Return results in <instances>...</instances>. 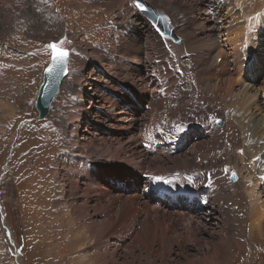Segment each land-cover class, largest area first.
I'll return each instance as SVG.
<instances>
[{"label": "rangeland", "instance_id": "rangeland-1", "mask_svg": "<svg viewBox=\"0 0 264 264\" xmlns=\"http://www.w3.org/2000/svg\"><path fill=\"white\" fill-rule=\"evenodd\" d=\"M111 1L110 5L115 4L113 7L109 5V0H90V6L98 13L94 12L84 20L86 12L89 11V9L86 11L84 5L82 10L74 12L75 20L79 21V24H71L74 16L68 17L64 0H0V5L15 6L8 8L11 15L3 13L5 9L0 11V14L5 15L4 19H1L0 15V75L4 76L6 73L4 78L0 76V81L3 80L0 88L2 89L3 85L4 89L8 90V101L14 109L13 115L2 113L3 111L0 113V263L77 264L75 259L71 260L72 251L67 250L69 247L56 220L57 212L62 208L57 205L58 200L60 201L57 183L64 181V184H67L66 190L71 186L67 178L68 168L65 165V160L67 161L70 155L69 162L76 167L75 171L80 170L82 163L85 162L89 165L86 167L89 173L97 172L101 178L106 176L102 177L98 169L92 171L94 164L126 168L131 177L146 176L153 182L155 181L151 179L152 177H159V181H165L162 182L164 185L170 182L166 178L168 175L181 178L182 181L175 186L195 188L197 183L205 190L206 196L203 197L208 202L210 199H216L215 201L224 207L229 218V221L223 222L224 227L218 229L211 226V229L210 225L202 224L205 230H201L198 225L201 223L187 222L188 218H181L185 226L180 221L170 225L168 218L165 221L156 215V218H153L164 231V237L156 238L150 237L149 228H145L144 233H141V226L138 232L140 224L136 221L133 224L137 228L135 231L125 229L132 237L125 241L117 240V243L123 244L121 245L123 249L117 250V253H111L106 259H102L99 251H93L92 254L91 250H86V255L95 260V263L97 261L96 264H254L256 260H258L256 264H264V240L258 239L257 232H254L251 238L245 236L246 226L250 220L244 192L235 187L236 181L230 180L229 170L221 171L226 164L229 167L236 165L235 167L241 168L239 160L230 152L233 140L228 141L219 134L223 128L221 121L223 113L234 126L239 125L238 118L242 112H233L240 110L238 100L234 101L230 96L228 101L220 103L211 94L209 87L198 80L203 69L197 64L196 67L190 54L186 53L190 47L188 45L190 36L200 29L199 17L202 14L200 0H143L169 18L176 36V30L185 32L183 34L185 38L177 36L176 41L163 39L153 29L152 24L134 7L136 0H123L124 5L122 0ZM230 1L237 3L236 0H226L227 3ZM76 2L83 3L89 0ZM255 2L256 0L250 3L249 8L243 4L244 8L259 6L260 2L257 4ZM73 7L76 8L77 5ZM248 14L247 12L246 15ZM229 25L230 22L227 26ZM147 26L151 27L156 35H150ZM90 31L93 32L89 33ZM202 37L204 35L191 42L198 45L196 41H201ZM61 39L66 40L63 47L69 53L68 73L47 116L42 121H37L35 102L44 71L51 59L46 45ZM144 69L156 71V76L151 78L154 84L160 82L161 78L164 79L166 91L157 96L154 106L163 108L165 113L156 117L154 125L149 123V129H141L134 137L128 138L130 143L127 145L121 142L125 145L122 149L113 142L109 149L112 150L113 157H102L99 154L100 149L107 148L104 142L110 143L106 138L98 144L85 146L81 144L80 141L84 140L83 137L80 138L81 135L89 137V134L94 132V127H90L89 130L80 128L78 136L76 135L81 148L78 147L69 132L77 125L74 117L80 116V112L75 113L69 109L68 104L71 101L75 106L79 104L77 102L79 98L76 97L77 88L82 85L88 89L87 75L102 84L111 79L109 77L111 73L114 78L112 77L109 83L114 80L123 82L136 92L152 90L153 83L144 85V75L141 73ZM77 75L80 76L79 81L75 79ZM158 75L161 76L160 79ZM84 104L87 106L86 102ZM91 107L94 109L93 105ZM87 120L90 123L94 122L96 126L97 131L94 135L100 133L98 124L90 118L85 120L81 117V125L87 123ZM219 121L221 125L218 124ZM243 123L246 124V120ZM244 124L239 125L241 129H244ZM198 126L204 127L207 135L205 138L196 137L191 140L189 150L193 151L189 158H187L189 150L179 157L175 156V150L169 151L183 143L184 140L179 136L180 131L190 128L196 130ZM93 137L95 136L86 141L90 142ZM154 139L157 145L154 146L152 156L144 157L135 149L142 141L145 146L151 148ZM241 142L239 136L238 143ZM30 146L35 150L31 161L27 159ZM38 148L43 151L41 154L36 152ZM123 148H126V151H123ZM151 149L153 150V147ZM115 154L121 158L117 159ZM158 156H161L163 161L156 160ZM175 157L178 158L171 160ZM98 158L99 160L95 162ZM193 163L199 166L196 167ZM215 172L219 173L222 179L227 178L219 189L221 191L216 190L212 181L205 177L206 174ZM123 176L116 173L114 181L109 180V184L113 186L108 187H128L124 194L133 195L135 192L131 189L133 186L131 178L123 179ZM140 184L139 193L150 196V193H144L145 184ZM70 193L67 192L66 200L72 202L71 204L75 203L74 206H79L83 201L79 202L78 196ZM127 201L128 197H123V202ZM148 201L151 205H158L161 198L157 194H151ZM89 203L91 204L86 206L87 211L93 215L91 206L94 202ZM132 205L133 208L129 209L136 213L144 211L142 213L146 215V210L139 209L140 206L136 204ZM205 211L204 207L199 209L196 216ZM98 216L93 219L94 225L102 220L101 215ZM153 218L149 217V220ZM138 220L140 221L141 217ZM212 223L214 222L209 224ZM262 226L264 229V223ZM95 227L98 228V225ZM119 230L125 232L122 227ZM85 236L98 235L87 231ZM151 242L153 246H150ZM219 250L221 254H218Z\"/></svg>", "mask_w": 264, "mask_h": 264}, {"label": "bare ground", "instance_id": "bare-ground-1", "mask_svg": "<svg viewBox=\"0 0 264 264\" xmlns=\"http://www.w3.org/2000/svg\"><path fill=\"white\" fill-rule=\"evenodd\" d=\"M71 1L64 0V5L68 9V11H66L68 17L71 18L74 16L71 24H79V21L75 20L74 12L82 10L84 5L86 11L89 9L84 16V20L92 16L94 12L98 13L94 7L90 6V0L89 2L83 3L76 2L78 0ZM113 1L116 2V0ZM236 1L237 3H232L231 1L227 3L226 0H200L202 8V14L199 17L200 29L195 31L194 35L190 36L188 41L190 47H188L191 52L189 53L188 49L186 53L190 54L192 63L195 64V66L197 64L203 69L198 80L209 87L211 94H213L220 103L228 101L230 96L234 101L238 100L237 102L240 110H234L233 112H242L241 117L237 118L240 126L244 124L243 122L246 120V124L243 126L244 129H241L240 126L236 124L234 126L230 119L225 118V113H223L221 116L223 128L219 134L228 139V141L233 140L232 151L230 152L234 153L235 159L239 160L241 168L235 167L236 165L229 167V165L226 164L221 171L229 170L228 175L231 174L237 178L235 187L241 189L246 197L245 204L250 223L246 226L247 232L245 236L251 238L253 233L257 232L258 239L262 241L264 240V229L262 226V223H264V76H262V73H264V22H261V20H264V0H256L255 4L260 2L259 6L256 5L257 7L250 9H245L243 4H246L249 8L250 3L254 0ZM111 2L112 1L109 0V5ZM124 2L125 1H123V5ZM68 3L71 4L68 5ZM74 5H77V7L74 8ZM114 5L110 6L113 7ZM8 8H15V6L10 5L8 7L6 4L0 5V11L5 9L3 13L11 15L12 13ZM247 12L249 13L248 15H246ZM257 13L261 14V20L252 19L256 17ZM0 15L1 19H4L5 15ZM229 22L232 26H227ZM147 27L150 31V35H156L155 32H152L153 29L151 30V27ZM92 32L90 31L89 33ZM144 32L143 30V33ZM199 32L200 36H198ZM184 33L176 30V34L179 38H185V35H183ZM202 35H204L202 40L199 42L196 41L198 45H194L195 42H191L192 40H197L199 37L201 38ZM141 73L144 75L145 86L149 83H153L152 90L146 89L136 92L123 82L121 83L114 80L109 83L113 77L110 75L111 73H109L111 79L102 82V84L94 81L87 75L86 84H88V89L82 85L77 88L76 97L79 98L77 102L81 105L77 104L75 106L72 101L68 105L69 109L74 110L75 113L79 111L80 116L85 118V120L90 118L92 121H95L99 126L100 133L94 135L97 131L94 122L90 123L87 120V123L82 126L80 122L81 117L75 116L74 119L77 125L73 126L70 132L69 130L68 132L77 145H79L77 133H79L80 128H88L89 130L90 127H94V132L90 133L89 137L81 135L80 138L83 137L84 140L80 142L83 146L86 144L93 145L94 143L98 144L102 142L103 138H106L110 143L105 141L104 144L107 148L106 150L100 149L101 152L99 154H101L102 157L105 156L108 158L113 154L112 150H109L113 142H116L118 147L122 149V147L130 143V139L128 138L134 137L136 132L141 131V129H147L149 123L150 125H154L156 117L165 113L163 108L154 106L157 96L166 91L163 85L164 79L158 75V79L161 78L160 82L154 84L153 80H151L154 75L156 76V71L154 69H144ZM5 75L6 73L4 76ZM4 76L2 77L4 78ZM75 79L79 81L80 76H75ZM2 81H0V87ZM142 84L143 83L140 82L141 86H143ZM4 88L5 86L3 85L2 89L0 88V113L3 111L2 113L7 112L13 115L14 109L10 106L8 101L9 92ZM84 102H86L87 106ZM91 105H93L94 109ZM203 129L204 127L198 126L196 130L190 128L180 131L179 136L184 140L183 143L176 148L169 149V151L175 150V156L178 157L182 153L185 154L189 150L192 139H196V137L205 138L207 131ZM188 131L190 134H188ZM241 131L243 132L240 133ZM91 136L95 137L91 138L90 142H87L86 140ZM239 136L241 137V144L238 143ZM115 140L119 141L117 142ZM121 142H124L125 145ZM156 143L157 141L155 139L151 142L153 150L151 149L152 147L150 148L148 145L145 146L143 141L141 144H137L135 149L139 151L140 155L143 154L144 157H148L153 154L154 146L157 145ZM78 147L81 148L80 145ZM123 151H126V148H123ZM192 151L193 149L188 151L187 158H189ZM36 152L41 154L43 151L38 148ZM34 155L35 150L30 146L28 148L27 156L29 157H27V159L31 161ZM178 157L172 158L171 160ZM116 158L120 159L121 157L117 156ZM70 159L71 156L69 155L67 161L65 160L66 168H68L67 178L68 182L71 184V186H69L70 189L66 190L67 184H64L62 180L57 183L58 199H60L57 205L59 208H62H58L59 211L57 212L56 220L57 223H59V228H61L62 235L66 239V243L69 247L67 250L70 252L72 251L71 260L73 261V259H75V263L77 261V264L97 263V261L95 263V260H92V258L90 259V257L86 255L85 252L87 249L91 250L92 254L93 251H99L102 259H106L107 255L117 253V250L123 249L121 246L123 244L117 243V240L125 241L129 237H132V234H128L129 231L125 229L135 231L137 228L133 224H135L136 221L140 224L138 232H140L142 226L141 233H144L145 228H149L150 237H164L162 226L153 218H156V215H159L161 217L160 219H164L165 221H167L168 218V220H170V225L171 223H175V221L181 222V218H188L189 220H187V222L195 221L201 223L198 224L201 230H205L203 227L204 225H210L209 227L211 229V226L219 229L223 226V222L229 221L228 214H226L224 207H221L219 202L215 201L216 199H210L211 202H208V200L203 197V195L206 196L204 188L197 183H195V188L175 186L176 183L182 181L181 178L168 175L166 178L169 179L170 182L164 185L162 182L165 181L161 182L158 180L153 182L146 176L139 177L133 175L131 177L126 168H118V166L114 167L108 164H94L92 171L98 169L101 176H106H102L103 178H101L97 172L93 174L89 173V170L86 169L89 165L85 164V162L82 163V168L80 170L77 169V171H75L76 167L69 162ZM98 160L99 158L96 159L95 162ZM156 160L163 161V158L158 156ZM193 164L196 167L199 166L196 165L197 163ZM115 171L118 174H123V179H125V177L128 179L131 178V184L133 185L131 189L135 192L133 195L124 194L128 187H108L113 186L109 184V180L114 181L116 176ZM205 177L212 181L216 190H219L225 180H227V178L225 180L222 179L221 175L217 172H215V174H206ZM133 180H135V182H133ZM139 183H141L140 185L145 184L144 193H150V196L151 194H157L158 197L161 198L160 205H151L150 201H148L150 196H146L142 192L139 193ZM67 192H71L72 194H70L73 196H78L79 202H83H81L79 206H74L75 203L71 204L72 202L66 200ZM123 197H128V203L123 202ZM90 201L94 202V205L91 206L93 207L91 208L93 215H90L87 211L88 204H91L89 203ZM174 202H176V204H173ZM125 204H130V206H126ZM132 204L140 206L138 208L141 210H146V215L142 213L144 211L136 213L134 210L129 209L130 207L133 208L134 205ZM203 207L206 211L196 216V212ZM172 209L174 211L171 212L170 210ZM98 215H101L100 217L102 220L97 224L98 228H96L95 226L97 225H94L95 222L93 219L98 218ZM140 217L141 220L139 221L138 219ZM149 217L153 219L150 221ZM210 222L214 223L209 224ZM181 223L183 224V220ZM202 224L204 225L202 226ZM183 226L185 225L183 224ZM120 227L124 228L125 232L120 231ZM87 231L93 234L95 233L98 236H85ZM111 241L113 242L112 244ZM153 242H151L150 246H153ZM217 252L221 254L220 250ZM48 260L51 261L49 258ZM109 260L111 262L112 258ZM257 262L258 260L253 263L256 264Z\"/></svg>", "mask_w": 264, "mask_h": 264}, {"label": "water", "instance_id": "water-1", "mask_svg": "<svg viewBox=\"0 0 264 264\" xmlns=\"http://www.w3.org/2000/svg\"><path fill=\"white\" fill-rule=\"evenodd\" d=\"M136 2H141L148 9L147 12H141L139 9L137 10L143 17H145L149 22L152 23V25L156 28V30L159 31L162 37H167L171 39L175 38L172 28L170 26L169 19L164 14L155 11L152 7H150L142 0H136L135 3ZM66 76L67 72L47 75L44 71L42 83L38 89V95L35 103V109L37 111V121H42L47 116L51 103L58 94L60 85L62 81L66 78ZM218 124L220 125L221 122H218ZM232 180H234L233 177Z\"/></svg>", "mask_w": 264, "mask_h": 264}, {"label": "snow or ice", "instance_id": "snow-or-ice-1", "mask_svg": "<svg viewBox=\"0 0 264 264\" xmlns=\"http://www.w3.org/2000/svg\"><path fill=\"white\" fill-rule=\"evenodd\" d=\"M134 7L139 9L141 12H147L148 9L141 3L136 2L134 3ZM256 20H261V14L257 13L256 17L252 18ZM264 22V20H261ZM66 43V40L61 39L60 41L51 42L46 45L47 49L50 51L51 60L50 65L48 68L45 69L47 75L52 74H59V73H66L67 72V58H68V51L63 47ZM154 181H158L159 177H152Z\"/></svg>", "mask_w": 264, "mask_h": 264}]
</instances>
